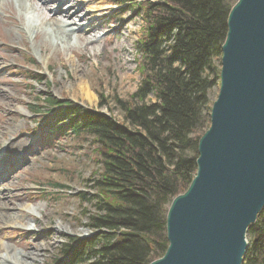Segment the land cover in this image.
Masks as SVG:
<instances>
[{"label":"trees","instance_id":"trees-1","mask_svg":"<svg viewBox=\"0 0 264 264\" xmlns=\"http://www.w3.org/2000/svg\"><path fill=\"white\" fill-rule=\"evenodd\" d=\"M236 1L118 0V7L136 8L143 20L137 90L129 99L113 96L121 119L46 98L43 108L60 118L50 130L90 138L100 165L89 180L95 194H79L81 205L92 207L83 215L94 232L86 239L66 237L55 264H150L164 255L167 210L197 171L198 141L209 127L210 91L220 73L214 59ZM248 234L243 264H264V208Z\"/></svg>","mask_w":264,"mask_h":264},{"label":"rangeland","instance_id":"rangeland-1","mask_svg":"<svg viewBox=\"0 0 264 264\" xmlns=\"http://www.w3.org/2000/svg\"><path fill=\"white\" fill-rule=\"evenodd\" d=\"M0 1L4 4L0 10V55L5 58H0V148L11 137L27 139L24 150L0 171V176L9 174L12 182L4 183L8 198L2 200V207L10 210L17 206L23 211L19 224L7 225L0 217V240L23 259L17 264H55L57 250L66 237L86 239L94 232L85 226L87 217L83 215V208L92 207L81 205L79 194H95L89 180H94L100 165L90 138L74 137L67 128L50 130V126L58 127L60 118H55L52 109L43 108L45 100L49 96L68 100L121 119L113 96L129 99L137 90L140 76L136 60L143 20L136 8L118 7V0H109L104 13L90 11L91 0L59 2L48 9L43 5L45 0H34V6L30 0H24L23 6L21 0ZM73 1L81 4L78 14L88 13L90 18L102 15L96 21L99 28L95 36L78 39L72 35L71 46L63 47L61 40L41 42L53 36L50 26L30 30L25 25L35 20L41 26L51 17L50 11L59 7L65 11ZM63 19L77 25L88 23L76 16ZM89 37L94 42L87 46ZM214 63L220 71L221 55ZM81 83L89 86L90 98L80 92ZM219 83L220 73L210 91L212 105ZM99 94L106 98L103 107ZM35 107L42 108L41 114L35 113ZM22 159L28 162L24 164ZM51 182L68 188L56 191L48 185ZM246 238L249 245L248 233ZM4 260L9 262L0 257V262Z\"/></svg>","mask_w":264,"mask_h":264},{"label":"water","instance_id":"water-1","mask_svg":"<svg viewBox=\"0 0 264 264\" xmlns=\"http://www.w3.org/2000/svg\"><path fill=\"white\" fill-rule=\"evenodd\" d=\"M227 27L197 171L171 201L169 244L150 264H243L264 208V0H237Z\"/></svg>","mask_w":264,"mask_h":264},{"label":"bare ground","instance_id":"bare-ground-1","mask_svg":"<svg viewBox=\"0 0 264 264\" xmlns=\"http://www.w3.org/2000/svg\"><path fill=\"white\" fill-rule=\"evenodd\" d=\"M30 4L32 6H34L33 4H35L33 1L34 0H30ZM35 1H39V0H35ZM70 0H45L43 2V5L48 9L50 7H52L53 5H57L59 2H68ZM72 1V0H71ZM92 1V2H91ZM90 2L92 3L91 5H89L90 7V11L92 12H102L104 13V11H106L107 8H109V5L111 4L109 2V0H91ZM22 6L23 3H25L24 0H21ZM33 3V4H32ZM3 3L0 1V10H2L3 8ZM80 3L79 2H72L71 7H69L67 10L63 11L62 8L59 7V9L57 10H53L50 11L51 17L46 20L44 22V24H41V26H38V23L35 22V20L33 22H30L28 24H25L30 30H38V29H43L44 26H50V28L53 31V36L49 37L48 39H41V42H45L48 43L53 41L52 39H55L56 41L61 40V44L63 45V47H65L67 45L71 46V41L73 36L72 35H76L77 38L79 36V38L81 39L82 36L85 35H90V36H95L97 29L99 28V25L96 24V21L98 19L100 15L99 13L96 14L95 17L90 18V16H88V13H80L79 12V8H80ZM81 15V16H80ZM72 16H76L78 18H80L79 20H87L88 23L86 25H77L75 23L72 22H68L67 20H64L63 17L70 19L72 18ZM11 19H13V17L11 16ZM11 21H8V23ZM33 25H32V24ZM34 26V27H33ZM119 32L122 29V26L119 28ZM57 31V32H56ZM61 34H59V33ZM78 38V39H79ZM41 42H39L41 45ZM93 40H91V37L88 38V42H87V46L88 45H92L93 44ZM57 46V45H56ZM1 61L3 59H5L4 57H1ZM7 58V57H6ZM0 61V67L2 62ZM82 85L79 87L80 92L82 93V95H84L85 97L90 98L91 96V91L88 85L81 83ZM3 133V132H2ZM27 145V139L25 138H9L7 140H4L1 148H0V171L6 170V167H9L12 164V160L14 159V157H16L21 151L24 150L25 146ZM25 163H27L28 161H25L24 159H22ZM29 164V163H28ZM19 166V165H18ZM4 168V169H2ZM7 171L11 170L8 168ZM9 173V172H8ZM1 179V177H0ZM7 182L8 185H11V179L5 178V179H1L0 180V217L3 218L7 225H14V224H19L21 223V218L23 217V211L22 209H17V206H14L13 209L15 210L12 211L13 209L8 210L7 208H9L8 206L5 205V208L2 207V200H7L8 198V194H7V188H5L4 183ZM32 255H28L26 257H29ZM0 257L7 259L9 262L1 261L0 264H17V263H22L24 262L23 259H21L16 251L9 249L8 247L4 246L3 242L0 240Z\"/></svg>","mask_w":264,"mask_h":264}]
</instances>
